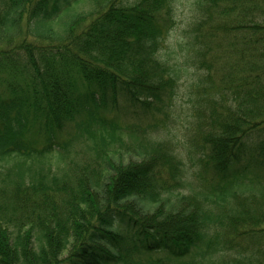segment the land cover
<instances>
[{
	"label": "trees",
	"instance_id": "16d2710c",
	"mask_svg": "<svg viewBox=\"0 0 264 264\" xmlns=\"http://www.w3.org/2000/svg\"><path fill=\"white\" fill-rule=\"evenodd\" d=\"M175 3L0 0V264H264L262 3L198 0L187 32L191 149L213 184L191 189L167 144L107 116L171 121L189 73L162 55Z\"/></svg>",
	"mask_w": 264,
	"mask_h": 264
},
{
	"label": "rangeland",
	"instance_id": "374dc122",
	"mask_svg": "<svg viewBox=\"0 0 264 264\" xmlns=\"http://www.w3.org/2000/svg\"><path fill=\"white\" fill-rule=\"evenodd\" d=\"M198 0H176L174 5V20L175 26L173 27V31L165 37L162 43V55L164 57L170 58L171 62L179 61V63H185V67L189 68V73L183 76L181 88L178 93V97H176V107L173 109V114L171 121L163 126L164 123V116L157 115L156 112H143L141 113L140 110L137 111H129V110H122L120 112H111L107 116L109 118H115V121L119 124V126L124 129L128 128L129 126L133 125L134 128L137 129H147L151 133V140L155 141H162L161 143H165L166 148L169 149L171 155H173L178 161L183 163V179L186 181L187 184L190 185L191 189H196L202 187L204 185L210 186L214 183V180L217 179L214 177L211 172L208 171L206 173L203 172V168L200 165L201 163L197 161L200 157L193 149H191V142L193 139V132H191V118H190V102H189V95H190V84L192 83V79L195 78L194 75L197 73V69L195 66L192 65V61L188 63L185 61V45L188 43V31L195 24L199 19V12L196 6ZM259 4H263V10L260 12L261 18L264 20V0L259 1ZM88 10V8H85ZM226 20L227 17H224ZM213 22V21H212ZM210 22L202 29V35L205 37L207 30L212 25ZM235 23V17L232 16V21ZM87 22H85L82 26H85ZM230 38L225 39L223 41L224 49L228 46ZM182 47V49H181ZM211 50L219 48L218 46L214 47V44L210 46ZM184 49V50H183ZM221 49V50H222ZM220 50V51H221ZM185 55V56H184ZM161 122V125H158L156 129L157 132L151 131V127L155 128L154 125ZM40 122H35L31 126V133H29L31 142L35 146H40L43 144L44 135L40 130ZM72 131H67L66 133H62V137L60 138V142H64L70 138H72L71 134ZM69 134V135H68ZM82 148L78 149V156L79 162H83L85 160V154L82 153ZM84 151V150H83ZM193 152V153H191ZM89 154V153H88ZM78 160V158H77ZM78 162V161H77ZM126 162V161H125ZM200 163V164H199ZM163 174L165 177H168V171L163 170ZM169 178V177H168ZM186 194L189 192V188L182 190ZM72 246L68 248L62 254V257L67 256ZM155 259L157 258H165L164 254L154 255Z\"/></svg>",
	"mask_w": 264,
	"mask_h": 264
}]
</instances>
